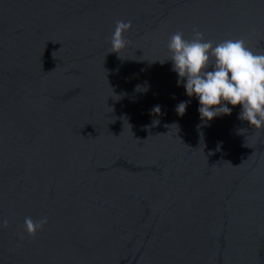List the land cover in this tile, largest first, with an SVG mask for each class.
<instances>
[{"label":"water","instance_id":"obj_1","mask_svg":"<svg viewBox=\"0 0 264 264\" xmlns=\"http://www.w3.org/2000/svg\"><path fill=\"white\" fill-rule=\"evenodd\" d=\"M194 30L264 54V0H0V264H264V127L201 119Z\"/></svg>","mask_w":264,"mask_h":264},{"label":"clouds","instance_id":"obj_2","mask_svg":"<svg viewBox=\"0 0 264 264\" xmlns=\"http://www.w3.org/2000/svg\"><path fill=\"white\" fill-rule=\"evenodd\" d=\"M131 27V21H116L110 52L120 53L127 46L129 42L123 34ZM167 46L173 70L179 74L181 81L186 78L184 87L187 95L199 99L198 111L202 120L211 121L218 115H230L232 108L228 107L229 104L242 105L238 118L257 129L264 127V54L254 53L242 38L214 44L198 30H194L191 40L185 39L182 31L173 33ZM211 65L214 68L209 71ZM188 103L185 101L177 105L175 110L179 115L185 114ZM153 111L160 113L161 109L155 106ZM47 223V217L33 220L28 216L24 219V230L35 237ZM8 224L7 220H3L0 226L7 228Z\"/></svg>","mask_w":264,"mask_h":264}]
</instances>
